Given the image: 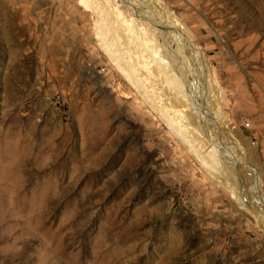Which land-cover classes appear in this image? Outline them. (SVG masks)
Listing matches in <instances>:
<instances>
[{
    "label": "rangeland",
    "instance_id": "374dc122",
    "mask_svg": "<svg viewBox=\"0 0 264 264\" xmlns=\"http://www.w3.org/2000/svg\"><path fill=\"white\" fill-rule=\"evenodd\" d=\"M111 1L149 29L125 0ZM151 1L138 0L162 14ZM160 1L186 26L161 55L173 64L176 46L194 44L223 90L219 100L209 70L188 58L202 84L190 138L197 150L218 142L214 168L116 64L98 11L0 0V264H264V0ZM116 27L127 66L136 49ZM164 93L154 101L169 109Z\"/></svg>",
    "mask_w": 264,
    "mask_h": 264
},
{
    "label": "bare ground",
    "instance_id": "6f19581e",
    "mask_svg": "<svg viewBox=\"0 0 264 264\" xmlns=\"http://www.w3.org/2000/svg\"><path fill=\"white\" fill-rule=\"evenodd\" d=\"M153 2H158V4H160V8L163 12L162 14L160 13L158 14V16L157 15L154 16L152 14L147 15L145 10L143 9L144 5L138 2V0H125V3L129 5L130 6L129 8H131L133 11V12L130 11L131 14L133 13L134 15L138 16L139 20L141 19L142 22L147 24L149 28L147 30L145 29V27L140 29L139 27L135 25V21L137 19L126 18L123 11L120 9V6L118 5V6L113 7L111 0H81V3L83 5L99 12L103 26H105L107 30L113 33L112 41L106 42V49L110 55L115 56L114 61L120 67V69L127 75V78L132 83V85H134L136 89L140 91V94L144 98V100L147 101L149 104H151L152 107H154L155 111L157 110L160 117H162L163 120L167 122L169 127H171L173 132H175L176 136L177 137L179 136V138H181L182 143H184L186 147L190 148L192 152H194V155L197 156V158L201 161V163L204 165H208L210 168H214L219 163L218 154L216 150V148L217 149L219 148L217 147L219 145L214 147L215 144H218V142L215 143L214 146L213 144L212 146L209 145L211 148L210 147L208 148L206 146L207 149L202 148L204 146L203 144V146L202 145L201 147L199 146L200 149H203V150H200V149L197 150L195 149L196 148L195 146L197 144H194L196 142L193 141L194 138H193L192 133L195 132L197 128L193 126L192 124L193 123L196 124L195 122H198V118L200 117V112H201L198 108H195L193 104L198 100L197 93H199V91L202 89V84L201 82H199L200 79L197 76L198 74L197 75L195 74L196 71L195 73H193L194 76L191 77V73L187 69L188 64L190 63L188 58H191L194 63H197L199 65L201 64V66L203 65L207 68V70H209L208 71L209 78L211 77L210 86H212L214 90L217 91L219 95V100L224 99L223 90L221 89L220 85L217 83L215 75L213 76L211 72L212 71L210 68L211 65H210V62L207 56L203 54L197 47H195L194 44L192 46L190 41H189L190 44L187 45L188 49L186 51H184L180 45L176 46L173 49L175 53L173 59L171 60L173 64H171L170 61L166 60V58L162 56L163 55L162 53H164L165 51L162 52L160 48L164 47V49L166 50V53L168 54L170 52L168 50L169 48L168 39L175 37L176 35L181 36L182 35L181 33L182 31L185 30L186 26L184 28L182 23L179 22L178 18L176 19V17L174 18L173 16H170L171 13L168 14V11L166 10L165 7L162 6V3L160 0H154ZM116 24L119 27L124 28L125 34L127 35V39H128L127 41H129V43L132 44L133 47L131 48L136 49L134 50V53L136 54L137 59L134 60L132 59L133 57L131 58L130 54H129L130 56L127 55L129 58V62L127 66H124V63L122 61L126 59V56H124V54L128 53L127 51H129L130 49L123 45V38H122V35L119 34L118 30L116 29L117 28ZM183 43H182V46H184ZM168 56H172V55L168 54ZM191 65L192 64L190 63V66ZM142 69L145 70V73H143L144 71ZM152 75L155 77L153 78ZM202 77L200 78L203 80ZM148 82H150L151 87L145 86L148 84ZM149 88H151V90H149ZM164 91L168 92L167 95L168 94L170 95V96H167V99L169 100L172 99L174 102L172 103L171 101L170 108L172 110L170 108L168 109L167 107V104L169 102L166 103L165 101L166 104H162L161 102L162 105L161 104L158 105L154 101L155 98H158V97L160 98L161 95H164L165 97ZM154 95L155 97H153ZM190 105L192 108H190V112L188 113L186 112L189 110H184V108H178V107H184V106H190ZM198 105H199V101H198ZM223 110H221L218 113V116H221L222 120H224L223 121L224 130H226L227 133H230V131L228 130V127L225 126V123L229 121V116L227 112ZM203 111H205V109ZM171 112L173 115L175 114L174 117L171 114ZM205 113H208V110ZM208 116L209 115H207V117ZM216 124H218V122ZM205 125H207V122ZM190 136L193 139H191ZM211 136L213 138L216 135L214 134V136L213 135ZM197 142L199 143V141ZM244 170H246V167ZM233 187L230 186L231 192H233L240 206L242 208H251L248 202V199L246 198V194L237 193L238 191H236L235 190L236 188L234 189ZM247 195H248V191H247ZM257 207H258V210H255V211L258 214L262 225L264 226V210L259 206Z\"/></svg>",
    "mask_w": 264,
    "mask_h": 264
}]
</instances>
